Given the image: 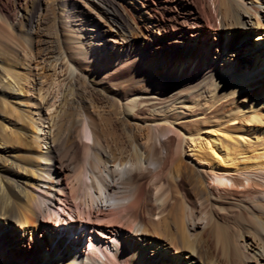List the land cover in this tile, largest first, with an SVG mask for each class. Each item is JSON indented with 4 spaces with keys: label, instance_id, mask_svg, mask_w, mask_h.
Instances as JSON below:
<instances>
[{
    "label": "bare ground",
    "instance_id": "1",
    "mask_svg": "<svg viewBox=\"0 0 264 264\" xmlns=\"http://www.w3.org/2000/svg\"><path fill=\"white\" fill-rule=\"evenodd\" d=\"M29 1L0 29V264H264V0H215V37L194 0Z\"/></svg>",
    "mask_w": 264,
    "mask_h": 264
},
{
    "label": "rangeland",
    "instance_id": "2",
    "mask_svg": "<svg viewBox=\"0 0 264 264\" xmlns=\"http://www.w3.org/2000/svg\"><path fill=\"white\" fill-rule=\"evenodd\" d=\"M17 1H21V0H4L3 4L5 7L8 8V11L10 14H16V16H18V26L19 27H15L14 29H10L8 25H6V23L4 21V23H0V29L4 30L5 32H10L12 31L13 34H15L18 38H20L19 40H22V39H25L27 38V33H26V25H25V21L24 19L21 18L20 13H23L24 12V9H19L16 5V2ZM196 2V5H197V8L198 10L200 11V13L202 14L205 22H207V25L209 28H207V30L211 33V36L212 37H215V30H214V27L215 25H220V19L218 18L217 16V13L215 11V0H194ZM32 2V3H31ZM28 6V10H29V13L30 15H34L36 12H38L40 6H41V0H30L27 4ZM74 9H77L75 8L74 5H72V10ZM49 20H51V18L49 17ZM1 21V20H0ZM51 22V21H50ZM17 28V29H16ZM7 30V31H6ZM17 30V31H16ZM23 30V31H22ZM15 31V33H14ZM137 33H138V30H137ZM136 33V36H139V33L137 35ZM220 37V36H218ZM127 70H122L120 71L116 76L117 78H121L122 76H125V74H127ZM247 98V96H250L249 94H244ZM206 132V131H204ZM194 145V142L193 144ZM189 146L187 147V149L183 150L182 152V157H184L185 160H187L188 162H190L191 164L193 163L194 165H201V161L198 160V158L196 157V154L194 152V148L193 146ZM191 148V149H190ZM228 175H235V174H238V172H231V173H227ZM226 181H230L229 178L227 177H224ZM209 184L211 186H215V187H219V188H233V189H238V190H244L245 188H248V186H239V187H236V186H231L230 185V182H227L226 184V187L225 185H221L220 183H218L217 179L214 177L212 178L211 180L209 179ZM236 187V188H235ZM227 216L229 215L228 212H226ZM233 216L234 215H229L228 218L233 221H236L233 219ZM238 224V223H237ZM240 229H242V227H240ZM244 229V228H243ZM247 232H250L251 234H253V230L252 229H248V230H245ZM200 239L197 237L195 239V244H196V248H197V252L198 254L202 255L203 258H205V252L202 248V242H200ZM199 243V244H198ZM174 254V249H172V255Z\"/></svg>",
    "mask_w": 264,
    "mask_h": 264
}]
</instances>
